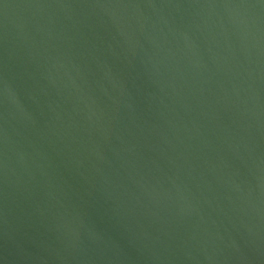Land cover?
Listing matches in <instances>:
<instances>
[{"label": "water", "instance_id": "1", "mask_svg": "<svg viewBox=\"0 0 264 264\" xmlns=\"http://www.w3.org/2000/svg\"><path fill=\"white\" fill-rule=\"evenodd\" d=\"M0 264H264V0H0Z\"/></svg>", "mask_w": 264, "mask_h": 264}]
</instances>
